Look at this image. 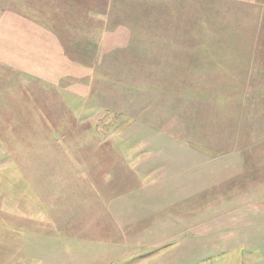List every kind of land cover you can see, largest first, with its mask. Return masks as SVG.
<instances>
[{"label":"rangeland","instance_id":"rangeland-1","mask_svg":"<svg viewBox=\"0 0 264 264\" xmlns=\"http://www.w3.org/2000/svg\"><path fill=\"white\" fill-rule=\"evenodd\" d=\"M107 10L0 0V264H264V50L253 130L231 116L222 153L207 120L173 111L182 77L100 65Z\"/></svg>","mask_w":264,"mask_h":264},{"label":"crops","instance_id":"crops-1","mask_svg":"<svg viewBox=\"0 0 264 264\" xmlns=\"http://www.w3.org/2000/svg\"><path fill=\"white\" fill-rule=\"evenodd\" d=\"M252 2L254 0H107V12L111 16L107 22L111 29H106V37L100 38L104 44L99 47L108 51L105 54L113 52L119 56L117 61L107 63L112 66L108 70H151L131 64L136 54L128 48L134 37L140 40L139 47H145L143 42L152 39L153 71L197 73L195 81H206L211 88H244L249 82L250 58L255 53L253 45L257 40L258 22L249 20ZM90 3L86 9L96 6ZM135 16L141 18V23L152 24V29L136 31L134 21L127 18ZM245 17L247 20L243 22ZM195 40L206 43L195 47ZM235 56L243 60L237 62ZM90 70L96 69L91 67ZM225 105L227 109L237 106L230 101ZM149 166L146 170L139 166L140 177L147 174Z\"/></svg>","mask_w":264,"mask_h":264},{"label":"trees","instance_id":"trees-1","mask_svg":"<svg viewBox=\"0 0 264 264\" xmlns=\"http://www.w3.org/2000/svg\"><path fill=\"white\" fill-rule=\"evenodd\" d=\"M134 21L133 26L135 27V30L137 31L138 28H141L142 30H150L152 29V24L149 23H141V18L135 16V18H130ZM263 25L259 26V22L257 23V40L254 41V49L255 53L250 58L251 62V67H250V72H249V82L247 87L244 88H211L208 85V82L206 81H195V78L197 76V73H185V72H170V71H153L152 68L154 67V55H153V40L145 41L143 44H146L145 47H139L138 44L140 40L137 37H134L131 41L130 44L132 45L131 47L128 48V51L131 53H135L136 56L134 58V62L131 64L135 63L137 66L141 65L139 68L145 67L149 68L151 70H135V71H153L155 73H162L159 76L163 78L164 76H167V74L174 75L175 78H180L181 75H186L187 77H184L183 79L178 80L177 86L179 88H182L184 90L178 89L176 91V96H180L182 93V96L185 98H178L177 100L174 101L172 105L173 111H176L177 109H181V105H184L186 107L187 112H192L194 114L193 117V124H198L201 122V120L205 119L209 122V130H208V135L209 137L213 136L214 134H218L222 138L226 140V146L221 148L222 153H228V152H235L237 151L236 148H234V143L229 139L228 137V132L232 128V122H231V116L235 117L239 120L241 128H244L245 124H249L247 126L251 130H253L251 126V121L249 118V100H248V95L246 94V91L249 90V87L252 86V81L254 79V76L252 74L253 71V66L254 64H257L258 62H254V56L260 54L259 51L264 50V35L260 34V31L264 29V20L262 21ZM131 25V24H130ZM259 50V51H258ZM101 54L104 53L103 50L101 49ZM108 53V51H106ZM111 55L105 54L106 55V63H100V65H107L109 64L108 61H117L119 59V56L115 55L113 52H110ZM144 64L145 66H143ZM109 67H112L109 65ZM109 67L105 68L107 71ZM92 68L95 69V65L92 66ZM100 70V68H98ZM120 72V71H117ZM122 72V71H121ZM167 73V74H165ZM163 76V77H162ZM194 82H193V80ZM137 81H139L137 79ZM167 81L166 78H163L162 80H159L160 86L159 87H166L165 82ZM164 85H163V84ZM203 83H207V87H202V86H186V84H194V85H201ZM186 87V88H185ZM191 88V91L189 90ZM163 88H161L162 90ZM163 95H166L169 93L166 89H163ZM186 92L190 93L186 96ZM234 102L236 103V108L234 109H227V105H225L226 102ZM154 103V102H153ZM161 103V102H160ZM178 104V106H177ZM225 105V106H224ZM234 112V113H233ZM202 113V117H201ZM248 113V114H247ZM189 124L191 122L190 116H189ZM251 126V127H250ZM210 131V133H209ZM211 134V135H210ZM208 143V142H207ZM198 148L201 149H206L207 144L200 145L197 144L195 145ZM250 147V146H249ZM249 147H246L244 149H249ZM254 149H257V145H253Z\"/></svg>","mask_w":264,"mask_h":264}]
</instances>
